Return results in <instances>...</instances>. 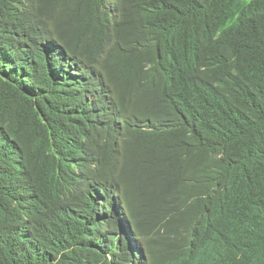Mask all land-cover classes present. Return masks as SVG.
Segmentation results:
<instances>
[{
  "label": "trees",
  "instance_id": "trees-1",
  "mask_svg": "<svg viewBox=\"0 0 264 264\" xmlns=\"http://www.w3.org/2000/svg\"><path fill=\"white\" fill-rule=\"evenodd\" d=\"M14 1L0 0V7ZM27 1L39 12L12 21V36L40 25L57 28L68 19L92 31L116 21L130 36L142 32L148 46L147 33H174L180 51L157 74L136 69L120 70L116 77L107 73L125 116L143 133L123 134L120 150L102 169L103 178L114 180L110 185L124 199L132 194L123 177L128 180L135 192L132 211L164 207L171 174L196 181L192 192L207 207L216 211L217 202L228 207L206 235L223 258L215 264H232L244 244L249 263L264 264V0ZM5 36L0 31V38ZM52 40L57 47L37 53L25 81L16 86L9 74L0 73V264H52V246L36 251L27 243L35 225L51 213L57 221L66 210H73L80 224L96 208L92 196L101 202L107 195L58 184L69 163L78 160L79 165L82 152L79 129L68 120L58 129L45 130L54 120L47 101L59 93L51 67L57 57L64 59L60 47L76 50L87 43L74 30ZM103 47L100 35L99 49ZM122 55L115 48L102 65L114 68L111 56ZM142 76H150L145 87L129 92ZM167 89L172 100L157 98ZM66 109L63 100L57 111ZM137 141L150 151L128 154ZM67 144L68 159L44 158L51 147L65 154ZM208 172L213 173L205 176ZM240 185L245 187L241 191ZM140 220L141 225L146 221ZM99 237L97 231L93 239ZM53 239L54 234L44 242L53 245ZM64 243L59 238L55 246Z\"/></svg>",
  "mask_w": 264,
  "mask_h": 264
},
{
  "label": "clouds",
  "instance_id": "clouds-1",
  "mask_svg": "<svg viewBox=\"0 0 264 264\" xmlns=\"http://www.w3.org/2000/svg\"><path fill=\"white\" fill-rule=\"evenodd\" d=\"M38 12L27 0H16L0 7V31L6 32V36L0 38V73L9 74V80L17 86L29 75L28 68L38 52L55 48L53 44L57 47L53 36L62 33L65 37L74 30L86 40V46L78 44L76 50H65L63 46L59 48L64 59L57 57L50 72L53 82L57 84L56 93H59L47 101L52 104L50 111L53 112L54 120L45 130L58 129L64 120L79 129L76 136H79L77 139L81 143V160L79 165L78 160L69 163L60 173L59 186L70 190L73 185L80 189L91 188L96 194L105 192L107 195L101 196V202L92 196L96 208L92 214L82 218L80 224V218L74 216L73 210H66L57 221L51 213L46 220H40L35 225L33 239L30 238L27 243L34 244L36 251L52 246V264H61L64 257L67 258V264H215L217 260L223 259L218 255L217 245H211L206 235L211 233L213 222L217 221L219 215L226 213L228 207L226 204L219 207L218 202L216 211L207 207L200 200L201 197L192 192L196 181L183 178L178 173L171 174L168 176L164 207L132 211L135 192L128 180L123 177L132 194L124 199L110 185L114 180L105 182L103 178L102 169L106 167L108 159L120 150L123 134L143 133L137 124L125 116L126 112L115 99L107 73L111 72L116 77L120 70L136 69L149 75L157 74L162 65L175 59L176 53L180 51V46L174 43V33H147L148 46L142 32L130 36L127 28L117 26L116 21L105 22L101 24L102 29L92 31L68 19L57 28L40 25L26 34L11 35L12 21L25 15L36 16ZM100 35L104 39L102 50L99 49ZM115 48L123 55L111 56L115 66L108 69L102 62ZM82 72L87 75H82ZM149 77L142 76L129 92L144 88ZM157 98L172 100L173 96L167 89L165 96ZM63 100L67 102V109L57 111ZM68 149L69 144L63 154L51 147L44 158L47 157L46 160L50 162L61 161L65 157L68 159ZM142 149L150 151L144 142L137 141L128 154L142 153ZM243 188L240 185V191ZM142 218L146 221L141 225ZM97 231L100 237L93 239ZM52 234L54 244L45 243ZM59 238H63L65 243L56 247ZM23 254L33 253L23 251ZM223 264L228 263L224 260ZM232 264H250L246 244Z\"/></svg>",
  "mask_w": 264,
  "mask_h": 264
}]
</instances>
